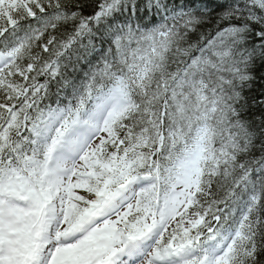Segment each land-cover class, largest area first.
I'll use <instances>...</instances> for the list:
<instances>
[{
  "label": "snow or ice",
  "instance_id": "1",
  "mask_svg": "<svg viewBox=\"0 0 264 264\" xmlns=\"http://www.w3.org/2000/svg\"><path fill=\"white\" fill-rule=\"evenodd\" d=\"M258 67L264 0H0V264H264Z\"/></svg>",
  "mask_w": 264,
  "mask_h": 264
},
{
  "label": "trees",
  "instance_id": "2",
  "mask_svg": "<svg viewBox=\"0 0 264 264\" xmlns=\"http://www.w3.org/2000/svg\"><path fill=\"white\" fill-rule=\"evenodd\" d=\"M261 74H264V68H257L255 75L257 77L256 83L252 85V91L249 93V95L256 96L261 91H264V81L259 80V77ZM255 113V118L258 120L260 118V112L261 110L256 108L253 110Z\"/></svg>",
  "mask_w": 264,
  "mask_h": 264
}]
</instances>
